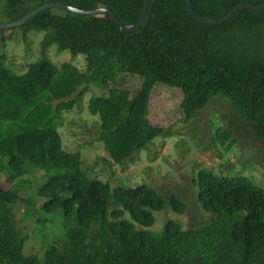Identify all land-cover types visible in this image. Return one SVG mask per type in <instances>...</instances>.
<instances>
[{
  "label": "trees",
  "instance_id": "1",
  "mask_svg": "<svg viewBox=\"0 0 264 264\" xmlns=\"http://www.w3.org/2000/svg\"><path fill=\"white\" fill-rule=\"evenodd\" d=\"M49 2L84 10L106 7L133 26L145 0H1V20H18ZM191 2L197 14L222 18L238 4L264 0ZM17 28L26 38L34 31L45 35L40 59L24 73L8 66L0 47V176L10 184L4 188L0 178V264H264V188L248 176L200 168L192 180L210 219L187 229L168 219L162 230L153 231L154 212L184 214V199L147 184L111 187L89 176L81 152L67 149L59 131L97 83L108 91L89 102L91 114L100 118L93 123L97 139L111 165L135 161L167 134L149 116L152 91L163 83L181 89L185 121L195 119L213 98H223L251 136L264 141V10L243 9L224 23L208 25L190 14L186 0H152L145 22L132 33L121 31L107 14L56 8ZM5 31L0 29L3 44ZM54 43L84 54L86 70L71 62L55 64L47 55ZM129 74L141 84L127 96L117 83ZM216 135L228 150L238 143L232 129L218 126ZM52 170L57 172L38 194L46 198L44 211L62 212L65 234L44 248L43 256L27 255L15 206L28 200L13 184L26 174Z\"/></svg>",
  "mask_w": 264,
  "mask_h": 264
},
{
  "label": "rangeland",
  "instance_id": "2",
  "mask_svg": "<svg viewBox=\"0 0 264 264\" xmlns=\"http://www.w3.org/2000/svg\"><path fill=\"white\" fill-rule=\"evenodd\" d=\"M2 5L0 3V9ZM0 22H3L1 17ZM44 35L45 31H34L26 38L17 27L6 30L4 44L0 42V47L7 56L8 66L16 72H26L30 63L40 59V43ZM47 55L57 65L71 62L80 70H86L84 54L73 55L69 50L59 49L56 43L50 46ZM140 84L138 76L129 74L122 76L117 86L124 88L126 95L130 96ZM103 93L108 94L106 87L92 84L82 102L66 115L64 125L59 128L64 146L70 151H80L88 175L110 183L111 187L147 184L164 193L179 194L187 203L186 213L178 214L169 209L156 211L151 230H162L168 219L179 221L185 229L210 219V214L198 202L197 188L192 180L200 168H210L223 175L242 174L264 188V141L251 136L252 131L232 110L229 101L215 97L195 119L185 121L180 107L181 89L163 83H157L152 91L149 116L151 122L164 127L167 134L157 137L136 154L135 161L111 165L93 124L100 118L89 111L91 98ZM73 120L74 124L71 123ZM218 126L234 130L237 145L229 150L222 145L216 135ZM56 172L26 174L13 184V189L28 200L15 206L21 234L27 236L24 244L27 255L41 256L44 248L65 234L62 212L44 211L42 206L46 198L38 194L40 185ZM0 178L2 186L9 188L6 176Z\"/></svg>",
  "mask_w": 264,
  "mask_h": 264
},
{
  "label": "water",
  "instance_id": "3",
  "mask_svg": "<svg viewBox=\"0 0 264 264\" xmlns=\"http://www.w3.org/2000/svg\"><path fill=\"white\" fill-rule=\"evenodd\" d=\"M151 1L152 0H145L141 16H140L139 20L137 21V23L134 24L133 26H125L120 21L117 14L113 10L106 8V7H99V8H95V9H91V10H84V9H80V8L71 6L69 4L63 3V2H49V3H45L41 6H38L34 9H32L30 12H28L26 15H24L23 17H21L18 20H15L12 22H0V29L1 30H10V29H13L16 27H20V26L26 24V22L29 19H31L32 17H34L38 13H40L46 9H49V8H56V9H63V10H66L68 12H71L74 14H79V15L107 14V15L111 16V18L114 20V22L120 28L121 31H123L125 33H132V32L137 31L145 22L147 15H148V9H149ZM186 4H187L188 11L197 21L204 23V24H208V25H217V24L224 23V22L230 20L237 12H239L240 10H243V9H249V10H254V11L264 10V3L259 4V5L249 4V3H241V4H238L237 6H235L226 16H224L222 18H212V17L201 16V15L197 14L194 11L191 0H186Z\"/></svg>",
  "mask_w": 264,
  "mask_h": 264
}]
</instances>
